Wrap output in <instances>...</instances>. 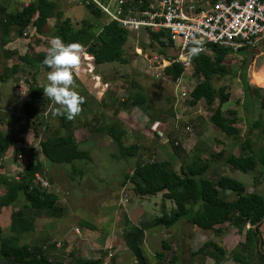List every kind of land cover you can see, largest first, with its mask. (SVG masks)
<instances>
[{
  "label": "rangeland",
  "instance_id": "rangeland-1",
  "mask_svg": "<svg viewBox=\"0 0 264 264\" xmlns=\"http://www.w3.org/2000/svg\"><path fill=\"white\" fill-rule=\"evenodd\" d=\"M28 1L0 0V5L5 9L0 10V14L19 10ZM53 1L56 9L62 11L63 17H68L75 27L84 20L97 33L105 23L102 16H93L84 5L78 3L79 0ZM53 24L54 19L51 17L40 34H33L32 28L26 27L23 31L28 33V38L25 40L14 36L11 31L7 40L8 47L0 50V61L8 57L9 64L17 66L9 87L11 92L14 87V92L9 94V91L3 94L4 98H0V129L14 142L0 158V196L5 197L12 183L17 180V174L30 162V150L33 148L34 158L40 162L37 173L47 181L48 190L55 192L61 209L57 215L37 217L34 230L21 235L18 242L41 243L47 246L51 260L58 259L64 264H71L77 256L100 258L101 264H135L133 255L125 248L123 230L133 223L151 222L153 217L160 215L162 209H168L173 203L163 199L162 192L151 196L135 194L132 183L123 180L124 174H131L136 162L146 160L167 161L178 172L193 155L211 161L219 149H223L227 155L226 149L229 146L240 139L242 145L246 132L243 131L245 91L241 75L244 71L248 81L250 66H254L250 78L252 83L246 95L250 96L247 105L249 111L258 113V110L264 109L261 107L264 96V42L254 47H245L244 52L227 53L222 62L226 74L214 75L210 79L214 89L224 87V92L228 94L220 110L227 117H231L229 111L234 110L233 124L239 126L237 135L242 134L238 140L237 135H225L210 123L209 115L217 105V99L210 105L202 99L193 105L189 103L193 86L202 79L194 73L192 65L182 68L178 76L179 85L174 82L176 77L164 74L165 65L162 66L159 55L166 58L171 51L151 43L146 31H127L123 45L125 58L119 62L94 64L92 56L83 47L81 63L74 70V78L76 91L85 97V105L81 113L67 121L66 125L78 147L88 151V158L75 160L72 165L53 164L41 155L37 142L56 133H64L58 115H53L59 106L43 94L46 101L39 108V113L25 117L21 110L22 103L27 99V95H21V89H28L32 77L43 89L48 83L47 73L51 69L41 67L33 74L31 64L19 68L21 61L18 60V56L25 52L30 55L38 51L47 52L53 38ZM7 51L10 53L7 54ZM6 70L9 68H0V76H4L2 73H7ZM180 87L189 92L183 101L178 97ZM137 94L142 98L141 103L133 102ZM111 122H116L122 130L124 145H137L135 156L120 158L115 144L98 127ZM72 167L80 170V173H72ZM212 172L209 168L204 176L213 180ZM237 177V180L245 184L251 183L244 180L242 173ZM219 195H224L226 199L234 198L231 191H220ZM29 211L20 195L11 204L3 206L0 210L1 234L12 236L9 230L11 217ZM187 226L193 228L185 220L176 223L171 232L173 235H170L174 241L171 243L173 250L178 247L177 239ZM151 230L154 237L158 238L149 241L152 235L147 229L143 238L145 241L142 239L141 243L147 263L176 264L169 261L173 254L170 250L164 252L166 255L161 259L152 255L160 249V241L164 237L161 233L157 234L158 227Z\"/></svg>",
  "mask_w": 264,
  "mask_h": 264
},
{
  "label": "trees",
  "instance_id": "trees-1",
  "mask_svg": "<svg viewBox=\"0 0 264 264\" xmlns=\"http://www.w3.org/2000/svg\"><path fill=\"white\" fill-rule=\"evenodd\" d=\"M89 12L100 17L97 8L91 5L85 6ZM0 10L5 11L0 5ZM54 19L53 37L59 36L67 44L70 42H79L85 50L92 56L94 64L108 62H119L123 59V45L127 39V31L121 28L116 22L109 21L102 24L97 33L92 31L90 23L82 20L78 26L71 24L68 17H63L62 11L57 10L53 0H30L19 10L0 14V50L10 37V32L20 39H27L28 33L23 31L26 27L32 28V33L40 34L49 18ZM148 39L151 43H156L158 47H163L165 42L164 32L148 31ZM27 46V42H25ZM28 48V47H27ZM245 47H240L236 52H244ZM210 54L200 53L193 58L192 66L194 73L201 76L190 92V104H195L202 99L207 105L218 100L217 105L209 115L210 123L221 130L225 135L234 136L238 134V128L232 126L235 122L234 110H230L231 117H227L220 110L221 104L227 99L228 94L224 92V87L214 89L210 79L214 75L223 76L226 70L222 65L224 56L231 53L228 48L210 46ZM7 54L10 52H6ZM47 52L38 51L34 54L18 56V60L26 65L33 66V74L39 68L49 70L42 64ZM125 58V57H124ZM245 67V65H244ZM6 68H4L5 70ZM15 70V65H11L8 71ZM164 74L171 78L178 77L182 72L179 64L172 63L165 66ZM3 77V76H0ZM245 95L250 87L246 81L244 71L241 75ZM27 99L22 103V113L25 117H31L39 113V108L44 105L46 98L43 96V89L36 84L32 77L28 84ZM133 102L141 103L142 98L137 94ZM85 103L82 104V106ZM63 134L46 137L38 140V149L41 155L53 164H70L75 160H86L88 151L80 149L74 140V136L68 129L65 115H58ZM115 144L119 157L122 159L135 156L138 152L136 144L124 145L122 141V130L116 122L102 124L98 126ZM237 137V136H236ZM249 144V141H242ZM6 133L0 129V158L6 150L13 144ZM176 147H174L175 149ZM30 162L18 173V179L12 183L11 188L5 194L0 196V210L3 206L11 204L17 196L24 200L25 207L29 208V213L12 216L9 221V230L12 236H3L0 232V264H64L61 260H51L48 256L47 246L41 243H19L21 235L30 233L34 230L35 219L41 215H57L61 206L57 204L55 192L35 185L32 182L34 173L40 170V162L34 158L32 148ZM220 150L213 158L222 159L224 163L229 164L233 169L245 172L254 168L255 162L252 156L247 155H225ZM152 160V159H151ZM209 168L208 162L200 157L193 155L184 168L176 172L171 164L164 160L136 162L131 169V174H124L123 180L132 183V189L135 194L140 196H151L158 192L163 199L172 201L174 208L169 212L162 209L160 215L153 217L151 222H140L137 225L127 226L122 233V239L131 254L135 264H148L147 259L141 248L143 239V230L154 225L168 226L178 220H185L189 224L198 228L208 230L214 225L228 222L231 225L241 228L246 223L249 227L245 231V242L252 243L257 241L255 230L252 226L257 225L264 219V197L256 193L245 194L244 186L239 181L228 177L220 176L216 180L205 177ZM80 173L72 167V173ZM233 192L234 198L228 200L219 192ZM56 245V244H55ZM219 256H222V249L213 243H208ZM170 249L167 242L160 241V251H156L154 256L158 259L164 257V252ZM169 261L176 262L174 253L169 257ZM71 264H101V259H92L90 257L77 256Z\"/></svg>",
  "mask_w": 264,
  "mask_h": 264
},
{
  "label": "built area",
  "instance_id": "built-area-1",
  "mask_svg": "<svg viewBox=\"0 0 264 264\" xmlns=\"http://www.w3.org/2000/svg\"><path fill=\"white\" fill-rule=\"evenodd\" d=\"M78 3L97 8L104 22L114 21L126 31L142 29L148 36V31L162 30L166 38L163 48L171 51L166 58L159 55L162 66L176 63L184 69L190 67L194 57H186L195 42H199L202 54H210V46L235 52L240 47L264 42V0H79ZM174 82L179 85L180 78L176 77ZM188 96L189 92L180 87L179 100ZM32 182L49 189L38 173H34Z\"/></svg>",
  "mask_w": 264,
  "mask_h": 264
},
{
  "label": "crops",
  "instance_id": "crops-1",
  "mask_svg": "<svg viewBox=\"0 0 264 264\" xmlns=\"http://www.w3.org/2000/svg\"><path fill=\"white\" fill-rule=\"evenodd\" d=\"M8 41L3 46V48L8 47ZM9 61L10 60L8 59V57L4 61L1 60L0 68H10L11 64H9ZM23 65L24 63L22 61L19 62V68H21L20 66ZM16 67L17 66H15V70L13 71V73L12 71L10 72L8 70H6L7 73H2L4 76L0 77V98H4L6 95L5 93H8L10 91V82L13 81L11 77L15 75L14 73L16 72ZM250 68L251 71L249 69L248 73L249 80L252 77L254 66L251 65ZM249 80L246 81L250 87L252 81ZM253 83L254 85H257V83ZM262 84H264V77L262 79ZM14 90L15 88L13 87L12 92L10 91L9 94L13 93ZM261 101L263 103L261 104V107L264 108V96ZM249 102L250 96L245 95V118H243L245 120V124L243 127V131L246 132V137L244 139L248 140L249 144L247 145L244 142L241 145L240 139V141H237L236 144H232L231 146H229L226 149V152L227 155L232 156H237L239 154L244 156H252L255 162L254 168L245 172L233 169L229 164L224 163V157L222 159L212 158L211 161L206 162H208L209 168L213 170L211 174L215 180L222 175L237 180V175H239V173H242L246 182L251 181V183L245 184L237 180L243 184L244 193H256L264 197V109L258 110L259 114L257 112L253 114L251 110L249 111L248 109L247 105ZM256 114L258 115L256 116ZM233 126L236 128L239 127L237 125L235 126L234 124ZM239 135L240 137L242 136V134ZM239 135H237L236 137L237 140L240 138ZM257 140L258 142H256ZM220 150L221 149H219L218 151ZM210 164L212 166H210ZM228 200L231 199L228 198ZM165 207L166 205L164 204V208ZM171 207H173V204L171 206H168V209L165 208V211L169 212V210L172 209ZM180 221L181 220H178L177 222L168 226L154 225L147 228L151 231L152 236L148 238V240L151 241L152 238H158V236L154 237V234L152 232L154 229L151 230V228L155 226L158 227L157 234L161 233L164 237V241L168 243L170 247L169 250L175 255L176 264H264V219L257 223V225L252 226L257 237V241L254 246H252V243L245 242V231L249 227L248 223H246L239 229L228 222H224L214 225L212 229L208 230H204L190 224L191 226H193V228L187 226L185 230L181 232V236L177 239L179 245L178 247H175L176 250H173V248L171 247V243H173L174 241H172V237L170 235H173V233L171 232L175 228L176 223ZM133 225L137 224L133 223ZM145 230H143V238L145 237ZM143 240L145 241V239ZM208 243H213L217 247L222 249L223 254L221 257H219V260H215V258L219 256L218 252L215 251L211 246L207 245ZM156 251H160V249H157ZM154 253H152V255H154ZM165 255L166 254L164 253V257Z\"/></svg>",
  "mask_w": 264,
  "mask_h": 264
},
{
  "label": "clouds",
  "instance_id": "clouds-1",
  "mask_svg": "<svg viewBox=\"0 0 264 264\" xmlns=\"http://www.w3.org/2000/svg\"><path fill=\"white\" fill-rule=\"evenodd\" d=\"M188 50L186 59L196 57L202 51L199 42H195ZM84 51L83 45L79 42L65 43L59 36L53 37L42 64L51 71L47 73L48 83L43 86V94L54 105L53 115H65L66 119H75L82 111V104L85 97L76 91L74 70L78 69L81 63V55ZM29 89H21V95L26 96Z\"/></svg>",
  "mask_w": 264,
  "mask_h": 264
}]
</instances>
